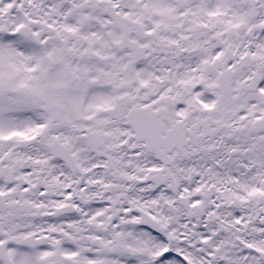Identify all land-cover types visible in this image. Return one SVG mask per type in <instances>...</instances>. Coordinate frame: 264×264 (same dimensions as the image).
Instances as JSON below:
<instances>
[{"label": "snow or ice", "instance_id": "obj_1", "mask_svg": "<svg viewBox=\"0 0 264 264\" xmlns=\"http://www.w3.org/2000/svg\"><path fill=\"white\" fill-rule=\"evenodd\" d=\"M0 264H264V0H0Z\"/></svg>", "mask_w": 264, "mask_h": 264}]
</instances>
